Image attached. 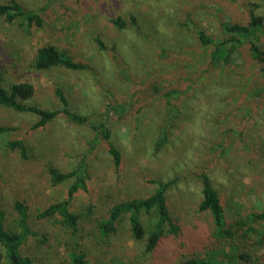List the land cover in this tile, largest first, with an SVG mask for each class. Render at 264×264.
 I'll list each match as a JSON object with an SVG mask.
<instances>
[{
    "label": "rangeland",
    "instance_id": "rangeland-1",
    "mask_svg": "<svg viewBox=\"0 0 264 264\" xmlns=\"http://www.w3.org/2000/svg\"><path fill=\"white\" fill-rule=\"evenodd\" d=\"M15 1L36 12L42 25L0 18L3 86L32 84L34 94L26 102L47 110L61 109L54 93L59 87L67 108L86 118L76 123L59 113L32 130L34 114L0 106V126L15 128L0 135V203L8 220L16 216L14 201L27 207L39 235L21 247L29 264H54L70 242L53 221L33 220L38 209L65 198L72 182L50 187L48 166L66 172L84 160L85 189L74 194L70 210L83 215L86 234L80 240L90 264H180V254H189L165 242L143 255L125 220L106 247L92 246L93 220L114 202L147 196L153 181L175 180L166 193L167 206L190 239L212 229L210 214L196 212L200 172L219 195L228 223L263 209L264 67L253 60L248 44L237 49L230 64H212L210 47L200 43L197 32L220 39L221 23L246 24L251 13L263 18L264 28V0ZM257 36L264 45V34ZM44 45L58 47L87 68L34 69L35 52ZM169 91H177V98H168L176 116L167 142L156 150L159 127L168 118L164 95ZM98 124L108 128L109 142L100 139L92 146V126ZM15 139L23 141L26 158L5 148ZM109 144L120 152L118 172ZM251 250H259L264 264V247Z\"/></svg>",
    "mask_w": 264,
    "mask_h": 264
},
{
    "label": "trees",
    "instance_id": "trees-1",
    "mask_svg": "<svg viewBox=\"0 0 264 264\" xmlns=\"http://www.w3.org/2000/svg\"><path fill=\"white\" fill-rule=\"evenodd\" d=\"M7 22L20 19L26 26L41 27V18L36 12L26 10L15 0L0 3V18ZM112 23L121 26L120 20H112ZM224 36L212 38L197 32L200 43L210 47L209 59L212 64L225 66L230 64L237 49L242 44H248L253 60L264 67V45L258 43L259 33L264 34L263 18L250 14L246 24L221 23ZM36 70H48L61 67L72 71H82L87 66L75 61L70 55L53 45H44L38 48L31 62ZM3 76L0 69V106L16 112L34 114L37 119L30 128H42L51 122L59 113L64 114L70 121L82 123L85 117L71 112L67 108V102L59 87L54 91L62 107L60 110H47L36 105L28 104L27 99L34 94V87L27 82L12 83L8 87L3 86ZM167 100L165 119L159 127L155 149H160L166 142L169 129L172 127L173 118L176 116V107L168 98H177V91H169L164 95ZM94 136L92 146L100 139L109 140V130L104 124L92 126ZM14 127L0 126V135L14 131ZM109 142V141H108ZM4 146L9 151L17 152L21 158H26L25 145L22 140H8ZM222 147V146H221ZM108 153L112 159L116 172L121 167V156L117 148L112 144L108 146ZM85 163L81 159L78 165L70 171H61L53 166L46 167L48 183L50 187H56L71 180L65 198L53 201L38 209L33 220L53 221L68 235L70 242L62 247L61 259L54 264H90L86 258V250L80 238L86 234L82 214L70 210L71 200L78 190L85 189L86 175ZM200 182V199L196 204V212H208L211 216V233L207 236L199 235L188 238L186 226L170 213L166 193L173 186L175 180L153 181L155 188L147 196L130 198L111 204L106 213L93 220L90 228L92 246L106 247L108 240L116 233L117 224L125 220L131 238L142 244V254L149 255L156 252L160 245L169 242L174 249L186 248L189 254L181 255L180 264H260L259 250L251 248L264 247V207L260 212H250L228 223L224 216L223 206L219 195L205 172L197 176ZM13 210L16 216L8 220L0 203V264H29L30 260L21 253V247L29 237L38 238L37 231L32 228L29 221L27 207L20 201H14ZM91 212L87 208V214ZM185 237L187 242L185 241ZM83 238V237H82ZM102 247V248H104ZM174 256H180L175 252Z\"/></svg>",
    "mask_w": 264,
    "mask_h": 264
}]
</instances>
